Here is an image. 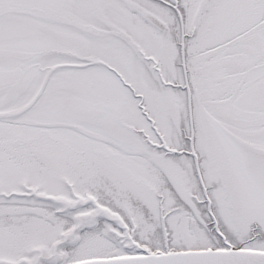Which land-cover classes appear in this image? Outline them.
Instances as JSON below:
<instances>
[{
	"label": "snow or ice",
	"instance_id": "obj_1",
	"mask_svg": "<svg viewBox=\"0 0 264 264\" xmlns=\"http://www.w3.org/2000/svg\"><path fill=\"white\" fill-rule=\"evenodd\" d=\"M0 264H264V0H0Z\"/></svg>",
	"mask_w": 264,
	"mask_h": 264
}]
</instances>
